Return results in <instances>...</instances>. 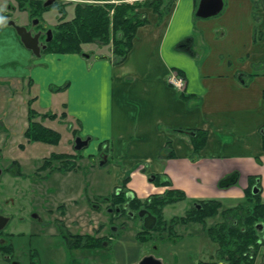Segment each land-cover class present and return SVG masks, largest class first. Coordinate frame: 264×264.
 Returning a JSON list of instances; mask_svg holds the SVG:
<instances>
[{
  "label": "crops",
  "instance_id": "obj_1",
  "mask_svg": "<svg viewBox=\"0 0 264 264\" xmlns=\"http://www.w3.org/2000/svg\"><path fill=\"white\" fill-rule=\"evenodd\" d=\"M198 3L173 0L162 17L148 10L120 62L102 48L35 56L13 27L0 22V53L7 48L22 56L15 67L3 66L7 61L0 57V79L14 81L18 70L27 78V106L54 113V120L63 113L68 126L94 140L92 151H103L101 166H110L114 189L127 178L125 189L136 198L162 194L169 185L149 179L157 173L189 199L214 198L232 206L254 176L264 202V0H223L219 19L196 17ZM175 69L185 77L183 92L166 80ZM14 93L13 88L11 97ZM177 129L205 130L204 147L195 153L193 136ZM168 150L174 156H164ZM233 172L237 181L219 187ZM116 223L108 233L113 264H137L146 249L166 241L142 240L140 228ZM191 235L187 243L196 244Z\"/></svg>",
  "mask_w": 264,
  "mask_h": 264
},
{
  "label": "rangeland",
  "instance_id": "obj_2",
  "mask_svg": "<svg viewBox=\"0 0 264 264\" xmlns=\"http://www.w3.org/2000/svg\"><path fill=\"white\" fill-rule=\"evenodd\" d=\"M56 1H58V4H53L47 10H41L43 11V20L47 22L48 27H50L49 29L53 32L56 31V26L58 23H60L61 20L70 19L73 16V9L77 3L87 2L88 0ZM162 1L154 3L153 6L158 4L160 5V8L164 9L165 5L170 0ZM8 2H11V4H14L17 7V10H15L13 14H11L10 20H16L15 22L17 23H23V19H26L25 21H27L26 17L28 13H26L27 11H24V9H21L19 7L18 0H0V9H2L1 7ZM120 2L122 1H117L116 3ZM129 2L131 1L129 0ZM60 6L62 9H60ZM142 8L145 9V14H147V11L150 9L153 11L155 10L152 6H143ZM224 11L225 10L223 8L219 13L208 16L207 18L205 17V19H219L223 15ZM39 14H41V12ZM4 21H6V18L0 17V22L3 23ZM6 24H8V22ZM80 48L81 52H89L91 49L96 52H99L98 49L102 48L104 49V51L107 50L108 53H111V55H113L111 43L102 44L99 41L91 43H82L80 45ZM13 55L16 57V59L13 58ZM0 57L3 58V63L7 61L5 64H3V66L10 67H15L16 65H19V60L22 58L20 53L7 48L1 49ZM36 62H38V58H35L33 63ZM16 76L17 78L14 81H11V79L9 78L5 81H2L0 79V146H2L3 144V146H5L3 147V154L9 155V158H17L20 161V167L23 174V178H25L21 183L20 180L22 177H16L17 199L15 202L16 207L14 211L15 223H12L13 225H16L15 227H12V232L16 234L14 237V241L18 242L20 240L25 242V240L29 237V233L31 232V230L35 228V230L38 231L39 236L33 239L42 240L45 242L44 246L46 247L44 248L43 246L41 248L42 259L45 264H50L51 262L52 264H65L68 262H70V264H74L78 260L75 259V257H79L80 259H82V257L84 256H98V254H95L94 250L77 249L74 251H68L67 243L65 241L66 239L64 236L61 235L62 233H64V229L62 231V228L58 230L56 227L43 228L40 225H35L34 222L30 221L29 219V224H27V226L23 225V222H18V218H21L19 216H25V211H18L17 209V206L20 203L18 196L22 195V193L24 195L26 192L28 193L30 191V188L23 189V187H25V185L31 181L30 187L33 189L37 190L36 184H40L39 188H41L42 190L39 189V192L37 191L36 193H40V191L47 193V207H50V204L54 206L56 203H67V206L70 208L68 209L70 215H64L63 220L68 223V225H70L68 226L69 231L77 233H92L95 230L94 226H98L101 221L105 220V217L108 220L109 216L105 213L106 215L96 214L95 217L90 218L91 212L90 209H88V206L90 207V203L95 204L96 201L99 202L100 198L102 197L110 196L114 188L112 183L110 166H99V156L103 151H92V148L94 146V140L88 141V144L85 147L81 148V160H78L80 168L76 172H70L65 174L62 173V171L54 170L57 173L55 174L49 172V168H43L44 170L40 172L37 171V168L40 163L43 160H46L51 153L64 151L69 153L73 152V134H71L70 130L72 128L68 126L69 123H66L65 120H60L58 122L56 120H45L43 122L44 125L53 127L55 126L59 131H61L62 139L60 140L59 144L50 145L43 142L33 144L28 143L26 141V138L23 136V131L28 125V90L25 85L27 78H25V76L20 75L18 70ZM13 83L15 84V86H13ZM13 88L15 93L11 97ZM79 136L87 139L86 135H81L79 133ZM8 144H10L8 146L10 148L6 150L8 148L6 147V145ZM19 145L20 147H18ZM92 155L98 159L97 162L94 163ZM45 157L46 159H44ZM48 172L51 174H47ZM95 176L100 179H96ZM73 198L76 199V204L79 205L78 207L75 203H69L70 199ZM188 206L190 205L187 202H177L171 205H167L163 209V215L165 216V218H170L173 215H183L184 210ZM223 207L227 208L224 203ZM79 208L86 209L84 213L81 210V213H83L82 216H77L76 214ZM30 210L31 209L29 207L28 212ZM227 215L228 214H224V216ZM220 217L222 216H217L213 218V220L207 219L206 225L220 220ZM228 218L229 220H231L230 216ZM117 219L125 220V225L128 226L127 229L129 230L140 228V222L138 218L126 220V217L124 216ZM45 220L49 222L51 218L45 216ZM115 220L116 219L113 220V223L117 225ZM108 224L104 230L106 234H110L112 232V227L109 228ZM115 225L112 226L115 227ZM200 226L201 225L197 226V224H189L186 228V231H183V226L179 227V230L185 232L184 243L181 241V238H177L175 240L176 237H171V239H166V241L162 244L158 243L155 244L153 247H149L143 252V254H153V256L155 257L160 256L162 257L161 262L163 264H198L200 260L210 259L211 256H213L214 258L217 257L218 246L204 231H192L191 236L194 238L197 237L196 244L191 245L187 243V232H190L194 227H197V229H199ZM259 251V255H261V257L259 255L255 257V260H257L255 262L256 264L259 260L263 261L264 247H260ZM104 253L105 252H102V254L99 255L104 256ZM20 255L21 254H18L16 256L18 257ZM105 255L108 254L105 253Z\"/></svg>",
  "mask_w": 264,
  "mask_h": 264
},
{
  "label": "trees",
  "instance_id": "obj_3",
  "mask_svg": "<svg viewBox=\"0 0 264 264\" xmlns=\"http://www.w3.org/2000/svg\"><path fill=\"white\" fill-rule=\"evenodd\" d=\"M22 9H27L32 0H18ZM117 1H122L116 3ZM162 0H135L132 3L123 0H94V2L77 3L73 9V16L70 19L61 20L53 32V37L45 51L67 53H81L82 43L101 42L102 44H112V53L115 62L125 59L130 51L133 39L139 27L147 22V16L143 6H152L155 12L162 17L170 8L173 0L165 5L164 9L156 2ZM163 2V1H162ZM37 11L49 9L52 5L42 6V2H37ZM61 11V10H60ZM36 14V13H35ZM32 15H34L32 13ZM28 125L23 135L29 142H43L57 145L61 139V134L57 130L45 126L41 120L46 118L54 119L53 113H38L27 106ZM64 118L63 113L60 114ZM76 132L75 130H73ZM193 142L194 152L197 153L204 147L207 140V132L202 129L185 131ZM169 143V142H168ZM262 148L264 150V125L262 127ZM81 151H76L75 155L65 152H53L43 161L42 168L69 171L77 167L73 158H80ZM74 156V157H73ZM164 156H174L172 150L165 152ZM58 163V164H57ZM237 173L218 181L219 187H226L229 182L236 178ZM152 182L161 185H169L163 194H151L145 199L128 196L125 189L127 178L123 180L118 193L113 192L110 196L113 204L121 206L127 203L129 209L137 211L147 209L157 218L156 224L151 229L141 227L137 234L142 235V240L155 238H165L170 236H181L182 231L189 224H199L204 232L213 240L217 248V257L211 261H199L198 264H254L260 247H264V202L261 197V187L259 177L250 176L249 184L244 189V197L236 205L224 208L218 199H188L185 193L179 189L171 188V180L160 174L149 175ZM254 185L257 191L254 192ZM178 201H188L190 206L183 215H175L164 218L163 208ZM224 214H228L224 216ZM220 217V220L206 225L207 219ZM231 220H229V217ZM76 240L82 247L97 248L101 245L102 237L91 234H76Z\"/></svg>",
  "mask_w": 264,
  "mask_h": 264
},
{
  "label": "flooded vegetation",
  "instance_id": "obj_4",
  "mask_svg": "<svg viewBox=\"0 0 264 264\" xmlns=\"http://www.w3.org/2000/svg\"><path fill=\"white\" fill-rule=\"evenodd\" d=\"M32 1L34 2L33 4H30L27 9L24 8V11H27L26 13H28L26 17L27 21H25L26 19H23L24 20L23 23H17V22L15 23L25 26L27 30H30L33 35L36 33L38 34V43L40 46V52L44 53L54 33L49 29L50 27H48L47 22L43 20L42 18L43 11L41 12V14H39V12L37 11L36 4L38 1H41L42 6L46 7L48 5L58 4V1L52 0V2L48 4H46L47 0H32ZM1 8L2 9H0V17H5L6 23L12 21L10 20L11 14H13L15 10H17V7L14 4H11V2H8L5 3L4 6H2ZM60 9H62L61 6ZM32 13L34 15H32ZM48 31H51L50 40H47ZM60 120L61 119H58L56 121L58 122ZM72 134H73L72 149H73L75 145L74 140L77 137V135L74 132H72ZM3 145L0 146V216H2V218L0 217L1 218L0 225L3 221L4 224L3 226H0V264H45V262L42 259V249H41L45 245V242L42 240L33 239L39 236V233L37 230H35V228L31 230V232L29 233V237L25 240V242L20 240L18 242L14 241V237L16 234L12 232L13 231L12 227H15L16 225H13L12 223H15L14 211L16 207L15 202L17 199L16 177H22L20 180L21 183L25 178H23V174L20 167V161L17 158H9L8 157L9 155L3 154L4 151L3 147H5ZM9 145L10 144L6 145V147H8ZM18 147H20V145ZM9 148L10 147H8L6 150H8ZM43 161L40 163V165L37 168L38 172L44 170L42 168ZM30 184L31 181L27 183L25 187H23V189L30 188V191L28 193L26 192L24 195L22 193V195L18 196L20 203L18 204L17 209L18 211H25V216H19L21 218H18V222L19 223L23 222L22 224L27 226V224H29L28 221L30 220L34 222L35 225H40L43 228L56 227L57 230L62 228V231L64 229V233H62L61 235L64 236L66 239L65 241L67 243L68 251H74L77 249H87V250H94L95 254H98V256H93V257L84 256L82 257V259H80L79 257H75V259H78L77 262L80 263L76 262L74 264H113V262L110 259V256L105 255V253L109 252L108 249H109L110 241L108 239L109 234L108 233L106 234L104 230L107 227L108 223H109L108 224L109 228L113 227L112 225H115L113 223L114 219H116L115 222L119 221L121 223L120 225H125L126 224L125 220L117 219V218H121L124 216L126 217V220L138 218L140 222V228L142 227V225H144V217L146 215L140 217L138 214L141 209L137 211H133L129 209L127 203H122L121 206H117L113 204L112 199L110 197H102L100 198L99 202L96 201L95 204L90 203V207L88 206V209H90L91 212L90 218L95 217L96 214L98 215L108 214L109 216L108 220L105 217V220L101 221V223L98 226L95 225L94 226L95 230L92 233H77V232L69 231L68 226L70 225H68V223H66L63 220L64 215L65 216L70 215L68 211V209L70 208L67 206V203L64 202L56 203L54 206L50 204V207L49 206L47 207V199H48L47 193L41 191L40 193H36L39 189L42 190L41 188H39L40 184H36L37 190L31 188ZM118 192L119 191H115V194ZM127 195L133 196L130 193H127ZM183 202H187V201H183ZM69 203L76 204V199L75 198L70 199ZM78 206L79 205H77V207ZM29 207L31 210L28 212ZM81 210L84 213L86 209L79 208V210H77L78 212L76 213L77 216L78 215L82 216L83 213H81ZM45 216L51 218V220L49 221L50 223L45 220ZM65 228H67L68 230ZM182 229L184 230L183 227ZM76 234H91L94 236L102 237L101 245L97 248H92L87 246L82 247L81 245H79L78 241L76 240L75 237ZM171 237H176L175 239L182 238L181 236H170V237H165L163 239H171ZM157 239L160 238H155L151 240H157ZM45 247L46 246H44V248ZM102 252H105L104 256L99 255L102 254ZM18 254L21 255L17 257L16 255ZM146 256H153V254H147ZM141 260L142 259H140L137 264H140ZM50 264H52V262ZM65 264H70V262Z\"/></svg>",
  "mask_w": 264,
  "mask_h": 264
},
{
  "label": "water",
  "instance_id": "obj_5",
  "mask_svg": "<svg viewBox=\"0 0 264 264\" xmlns=\"http://www.w3.org/2000/svg\"><path fill=\"white\" fill-rule=\"evenodd\" d=\"M52 2V0H47L46 4ZM223 6V0H199L197 9L195 11V15L199 17H208L211 15L217 14ZM10 24H13L17 34L23 45L31 50L35 55H40V46L38 43V34H32L30 30L23 25H16L13 21H10ZM47 40L51 39V31L47 33ZM88 142V139H81L80 137L75 138V149H80L85 146ZM236 178H233L230 182H234ZM256 191V189H255ZM139 216L144 217V227L150 229L156 222V217L151 213H148L145 209H141L139 211ZM2 218V216H0ZM0 218V219H1ZM4 221L1 223L0 226H3ZM140 264H162L160 260L152 257L146 256L141 261ZM264 264V263H263Z\"/></svg>",
  "mask_w": 264,
  "mask_h": 264
},
{
  "label": "built area",
  "instance_id": "obj_6",
  "mask_svg": "<svg viewBox=\"0 0 264 264\" xmlns=\"http://www.w3.org/2000/svg\"><path fill=\"white\" fill-rule=\"evenodd\" d=\"M169 80L176 87H182L184 85V80L180 76H177L176 74H172L170 76Z\"/></svg>",
  "mask_w": 264,
  "mask_h": 264
}]
</instances>
